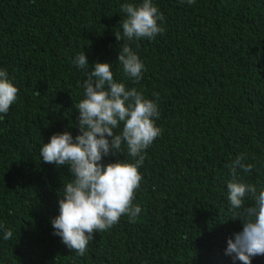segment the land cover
<instances>
[{"label":"trees","instance_id":"obj_1","mask_svg":"<svg viewBox=\"0 0 264 264\" xmlns=\"http://www.w3.org/2000/svg\"><path fill=\"white\" fill-rule=\"evenodd\" d=\"M129 2L141 0H0V69L19 89L0 113V264H241L225 254L243 227L231 219L227 165L246 154L254 167L238 179L264 189V0H153L164 32L129 42L145 65L138 83L114 35ZM83 51L86 69L73 63ZM97 61L126 87L158 94L162 133L139 169L136 221L121 216L80 256L51 223L69 166L44 163L40 150L54 133L78 134L75 104Z\"/></svg>","mask_w":264,"mask_h":264},{"label":"clouds","instance_id":"obj_2","mask_svg":"<svg viewBox=\"0 0 264 264\" xmlns=\"http://www.w3.org/2000/svg\"><path fill=\"white\" fill-rule=\"evenodd\" d=\"M192 5L196 0H182ZM121 11L122 32H114L117 42H126L118 52L117 60L124 74L138 83L145 69L143 61L129 42L154 39L164 32L160 21L163 13L153 0L124 3ZM73 63L86 69L89 65L84 51ZM83 98L75 104L78 110L79 132L73 136L65 130L54 133L43 143L40 156L44 163L68 165L70 180L63 181V195L59 199V214L52 218L53 234L70 250L83 256L94 233L104 232L127 215L134 223L141 212L133 203L143 176L139 171L145 160V150L161 135L156 119L160 112L156 99H150L135 87L114 79L111 62H95L87 72ZM19 89L0 69V113L6 114L17 100ZM119 130V131H117ZM122 145L127 158H120ZM116 156L105 163L103 158ZM232 179L227 183L228 200L234 210L231 219H239L242 230L227 239L225 254L241 264H252L256 256L264 255V189L257 194V185L238 179L250 173L254 164L247 162L246 154L236 157L227 165ZM253 201L245 204V198ZM6 230L4 239L12 237Z\"/></svg>","mask_w":264,"mask_h":264}]
</instances>
